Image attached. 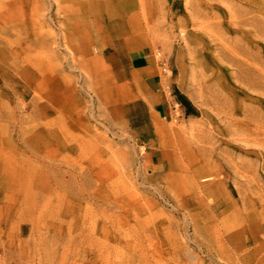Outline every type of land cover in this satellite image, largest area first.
Here are the masks:
<instances>
[{
  "label": "rangeland",
  "instance_id": "rangeland-1",
  "mask_svg": "<svg viewBox=\"0 0 264 264\" xmlns=\"http://www.w3.org/2000/svg\"><path fill=\"white\" fill-rule=\"evenodd\" d=\"M20 3L0 17V264H264V0L128 4L132 52L198 110L150 141L96 33L118 8Z\"/></svg>",
  "mask_w": 264,
  "mask_h": 264
},
{
  "label": "crops",
  "instance_id": "crops-1",
  "mask_svg": "<svg viewBox=\"0 0 264 264\" xmlns=\"http://www.w3.org/2000/svg\"><path fill=\"white\" fill-rule=\"evenodd\" d=\"M102 1V6L118 8L108 11L106 19L96 20L95 27L101 29L96 30L97 34L105 36L102 40L104 52L108 51L107 60L115 77L128 89L127 114L135 131L150 141L155 137L157 122L170 123L177 118L195 117L197 107L181 89L176 76L166 73L167 69L162 68L151 49L134 54L123 38L125 27L118 18L135 0ZM147 161L154 163V155H148Z\"/></svg>",
  "mask_w": 264,
  "mask_h": 264
},
{
  "label": "bare ground",
  "instance_id": "bare-ground-1",
  "mask_svg": "<svg viewBox=\"0 0 264 264\" xmlns=\"http://www.w3.org/2000/svg\"><path fill=\"white\" fill-rule=\"evenodd\" d=\"M36 1L37 0H31V4L33 3V5H34L36 3ZM20 10H21L20 0H5V2L0 3V12H1L0 17L3 20H5V21H8V19H13V18L16 20L15 16L11 15L13 17V18H11V16H9V15L12 14L14 11H16L15 13H17V15L20 17ZM6 13H8V14L5 15ZM17 25H19V24H17ZM137 40L143 41V42H149V40L144 35L143 36H139L137 38ZM12 52L14 53L15 51H13V49H12ZM24 96H26V93L22 92V97H24ZM36 106H37V110L39 112V115H41V118L43 119V121H45L47 119L48 113H49V104H48V102L47 101L41 102V103H38ZM43 126H51V124H50L49 121H45L43 123ZM45 131H47V134L45 135L47 144H46V148H45L44 152L47 155H50L51 154V149L49 147V144H50V141H49L50 132H49L48 129H46ZM34 150H36V152H41V148L40 147H35ZM197 179L198 178H196V179L193 178V179H190L189 181L191 182V185L193 186V188L195 190H197V192L202 193V188L200 187L199 182H198ZM209 180L210 179H208L206 177V178L203 179V182H208Z\"/></svg>",
  "mask_w": 264,
  "mask_h": 264
},
{
  "label": "built area",
  "instance_id": "built-area-1",
  "mask_svg": "<svg viewBox=\"0 0 264 264\" xmlns=\"http://www.w3.org/2000/svg\"><path fill=\"white\" fill-rule=\"evenodd\" d=\"M163 67H164V65H162ZM164 69H166L165 67H164Z\"/></svg>",
  "mask_w": 264,
  "mask_h": 264
}]
</instances>
